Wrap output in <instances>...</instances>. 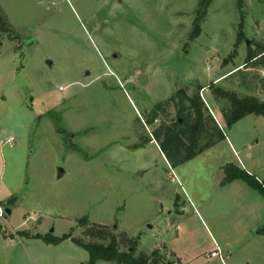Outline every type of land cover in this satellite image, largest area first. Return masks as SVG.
Returning <instances> with one entry per match:
<instances>
[{
	"label": "rangeland",
	"instance_id": "374dc122",
	"mask_svg": "<svg viewBox=\"0 0 264 264\" xmlns=\"http://www.w3.org/2000/svg\"><path fill=\"white\" fill-rule=\"evenodd\" d=\"M0 7V205L16 197L0 218V264H86L72 240L110 238L173 264H264V194L240 179L222 184L232 164L264 185V115L227 127L229 103L212 91L264 101V0ZM196 84L224 138L172 167L149 140L165 118L145 114Z\"/></svg>",
	"mask_w": 264,
	"mask_h": 264
},
{
	"label": "trees",
	"instance_id": "16d2710c",
	"mask_svg": "<svg viewBox=\"0 0 264 264\" xmlns=\"http://www.w3.org/2000/svg\"><path fill=\"white\" fill-rule=\"evenodd\" d=\"M7 30V21L0 7V31L6 32ZM262 49L263 47H261ZM201 89L202 86L196 84L195 90L190 95H187L184 89H180L167 100L155 104L145 114L147 123H152L158 116L165 118L151 132L149 140L153 139L157 143L160 151L172 167L192 159L224 138L223 131L200 96ZM212 89L216 97L229 103V106L223 111L227 127L246 115H264V101L258 97H239L235 92L219 86ZM170 104L175 111V117L167 119ZM225 172L226 175L222 184L240 179L254 190L264 194L263 183L246 170L229 164ZM87 234L99 240H105L109 233L104 229L92 228L87 230ZM57 241L59 239H53L50 242L56 243ZM72 241L88 252L86 264H96L98 261L115 264H173L171 259H166L164 255L158 254L156 251L150 255L140 254L137 257L134 256L133 251H121L114 238H110L109 243L106 244L98 241L84 243L77 239Z\"/></svg>",
	"mask_w": 264,
	"mask_h": 264
},
{
	"label": "water",
	"instance_id": "95a60500",
	"mask_svg": "<svg viewBox=\"0 0 264 264\" xmlns=\"http://www.w3.org/2000/svg\"><path fill=\"white\" fill-rule=\"evenodd\" d=\"M247 43H249V41L247 40ZM63 169L62 168H58V176H61L63 174ZM16 200V197L15 196H12L11 198H9L5 205H4V211L6 214H10L11 213V206H13L14 202ZM117 227V224H114L113 225V228H116ZM52 231V229H51ZM136 242H134V245L132 247L129 248L130 251H133L134 250V246H135ZM165 257V256H164Z\"/></svg>",
	"mask_w": 264,
	"mask_h": 264
},
{
	"label": "built area",
	"instance_id": "2783aa9c",
	"mask_svg": "<svg viewBox=\"0 0 264 264\" xmlns=\"http://www.w3.org/2000/svg\"><path fill=\"white\" fill-rule=\"evenodd\" d=\"M264 53V52H263ZM262 53V54H263ZM262 75L264 76V71L262 72ZM13 138H8L6 140V142L10 143V144H13ZM5 214V211H4V208L0 205V218H3V215ZM218 254V252H216L215 250L211 251L210 255L211 256H216Z\"/></svg>",
	"mask_w": 264,
	"mask_h": 264
},
{
	"label": "crops",
	"instance_id": "0c3cea01",
	"mask_svg": "<svg viewBox=\"0 0 264 264\" xmlns=\"http://www.w3.org/2000/svg\"><path fill=\"white\" fill-rule=\"evenodd\" d=\"M229 73H230V72H229ZM224 75H227V74L225 73V74L219 76V77L216 78L214 81L219 80V79H220L222 76H224ZM204 100H205V103L207 104V107L210 109L211 113L213 114L214 118L218 121V119H217V117H216V115H215V112L213 111V108L211 107V105L208 103V101H207L206 99H204Z\"/></svg>",
	"mask_w": 264,
	"mask_h": 264
}]
</instances>
